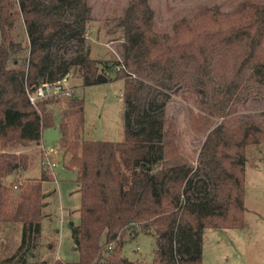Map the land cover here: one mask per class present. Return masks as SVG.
I'll use <instances>...</instances> for the list:
<instances>
[{
    "label": "trees",
    "instance_id": "obj_1",
    "mask_svg": "<svg viewBox=\"0 0 264 264\" xmlns=\"http://www.w3.org/2000/svg\"><path fill=\"white\" fill-rule=\"evenodd\" d=\"M91 20L89 0H0V225L20 224L22 230L21 245L7 261L46 264L28 260L46 218V199L55 193L45 192L53 177L43 169L39 180L17 182L13 198L6 179L27 166L28 156L9 149L40 144L46 128L58 127L63 165L76 173L80 193V222L72 224L79 260L56 258L51 264H202L205 229L241 230L247 224L246 148L264 143V127L250 120L229 127L225 117L232 112L225 110L234 87L218 97L211 79L214 68L231 64L240 84L264 88V3L248 0L226 13L203 8L162 32L149 0H131L120 20L123 61L89 52L57 57L60 42L82 41ZM71 72L82 87L123 81L122 141L84 137L85 101L75 93L30 102L27 88L35 91ZM145 87L184 88L196 96L210 126L198 166L179 152L166 118L154 115L151 105L139 107ZM215 117L225 121L211 129ZM142 234L155 240L151 262L124 254L125 245Z\"/></svg>",
    "mask_w": 264,
    "mask_h": 264
},
{
    "label": "rangeland",
    "instance_id": "obj_2",
    "mask_svg": "<svg viewBox=\"0 0 264 264\" xmlns=\"http://www.w3.org/2000/svg\"><path fill=\"white\" fill-rule=\"evenodd\" d=\"M131 0H89L92 7V20L86 26L82 41L63 39L56 56L71 60L80 53L89 52L93 58L107 61H123L125 55L124 29L121 17ZM248 0H149L155 13V24L159 31L171 32L173 25L183 18H190L208 7H219L222 12H232ZM264 3V0H249ZM73 93L85 101L84 137L92 140L119 142L124 139V115L126 111L123 97V81L105 82L82 87L78 74L71 72ZM108 78L115 71L107 73ZM231 64L226 69H215L211 82L218 97L227 86L234 87L230 98L231 114L225 117L228 126L234 127L245 120L255 121L264 127V88L253 84H240ZM240 84V85H239ZM238 85V86H237ZM139 107L151 105L154 115L167 120V128L175 132L179 152L193 166H198L210 126L209 116L201 113L196 106V96L184 88L172 91H154L145 87L139 94ZM197 122V126L194 124ZM211 129L222 123L224 118L211 119ZM58 127L46 128L40 144L9 149L28 156L27 166L7 178L12 185V197L18 189L17 182L39 180L43 169L48 170L53 181L45 183V192H55L46 199V218L42 222L40 235H34L29 262L51 264L60 258L65 261H78L79 253L73 238L72 224L79 225L80 193L76 185V173L66 170L63 165V152L58 148L60 139ZM52 156L55 167L43 165ZM246 188L245 213L246 227L241 230L205 229L203 232L202 264H264V143L246 148ZM45 167V168H44ZM208 190L214 192L213 182L206 177ZM55 189V190H53ZM0 264L7 261L22 242L20 224L0 225ZM156 249L155 240L142 234L129 241L124 254L140 263L151 262Z\"/></svg>",
    "mask_w": 264,
    "mask_h": 264
},
{
    "label": "built area",
    "instance_id": "obj_3",
    "mask_svg": "<svg viewBox=\"0 0 264 264\" xmlns=\"http://www.w3.org/2000/svg\"><path fill=\"white\" fill-rule=\"evenodd\" d=\"M75 87L71 85V74H68L62 79L57 80L56 82L43 83L35 91H30V89L27 88V92L30 102L33 105H36L39 101L48 98L57 96H69L73 93ZM51 161L52 156L49 157L47 162H43V165H48L50 168L55 167V163H52Z\"/></svg>",
    "mask_w": 264,
    "mask_h": 264
}]
</instances>
